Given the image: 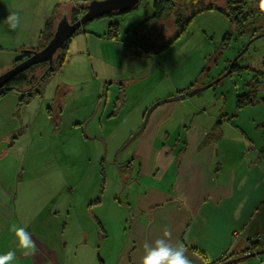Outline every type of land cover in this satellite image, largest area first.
<instances>
[{
	"label": "rangeland",
	"instance_id": "rangeland-1",
	"mask_svg": "<svg viewBox=\"0 0 264 264\" xmlns=\"http://www.w3.org/2000/svg\"><path fill=\"white\" fill-rule=\"evenodd\" d=\"M175 5L187 9L190 3L177 0ZM152 11V0H139L128 12L86 23L80 29L86 32L88 44L94 43L91 63L80 43L73 51H82L86 60L79 54L68 55L67 63L43 86L41 97L32 95L20 103L19 94L0 98V116L5 122L0 128V255L15 253L7 264L30 262L18 256L26 249L18 245L16 228L25 230L33 248L53 249L63 264H116L128 233L125 205L132 198L126 191L129 183L123 190L118 166L129 159L126 143L141 129L145 109L169 93L176 89L190 92L221 79L191 97V102L215 115L220 110L232 111L236 97L258 81L257 110L264 109V36L245 49L248 35L235 31L222 14L204 11L193 16L163 52L144 58L128 56L125 43L130 41V31ZM111 23L118 24L119 43L106 47L96 37L106 35ZM162 24L163 38L169 42L175 36L172 20ZM78 38L83 37L72 40ZM119 48L126 54L124 59L118 56ZM102 50L105 55L100 54ZM8 55L0 52V63ZM106 58L114 61L113 67L102 62ZM233 61L236 66L231 71ZM86 62L96 74L105 69L123 79L106 84L104 113L111 118L101 124L105 100L102 93L95 98L97 81ZM120 94L125 95V102L114 108ZM98 99L101 107L94 110ZM59 102L64 112L56 121L46 110ZM82 117H87L86 123ZM130 131L133 134L127 138ZM130 175L134 179L136 171Z\"/></svg>",
	"mask_w": 264,
	"mask_h": 264
},
{
	"label": "crops",
	"instance_id": "crops-1",
	"mask_svg": "<svg viewBox=\"0 0 264 264\" xmlns=\"http://www.w3.org/2000/svg\"><path fill=\"white\" fill-rule=\"evenodd\" d=\"M74 8L73 4L60 0H0V52H9L7 59L0 63V70L12 68L25 50H39L40 34L45 26L51 23L55 31L64 17L68 20ZM77 35L83 38L72 40ZM85 35L80 29L71 37L67 60L68 55L79 54L83 60L89 56L91 63L90 50L94 43L89 45ZM96 41L103 42L106 47L119 43L118 39L111 40L104 34L96 37ZM130 42L125 43V47ZM80 43L85 46L86 56H82L79 49L73 51V46ZM100 54L105 55V52L102 50ZM118 56L126 57L122 48ZM102 62L110 67L114 65L111 58ZM86 69L97 81L95 98L101 93L104 96L101 124L104 119L111 118L104 113L108 104L106 84L119 83L123 79L119 73H109L105 69L96 74L88 62ZM116 69L121 70L117 66ZM43 86L31 92L10 91L4 96L19 94L20 103L32 95L41 97ZM186 91L188 89H176L161 100ZM125 99V95L120 94L114 101V108ZM101 104L102 100L98 99L94 110ZM259 104L241 109L235 104L232 111L220 110L213 115L204 105L195 104L191 97H186L150 109L144 129L126 143L130 149L129 159L118 166L122 171L123 190L129 183L126 191L132 198L125 205L129 212L128 233L116 264H143L146 249L154 247L157 240L174 250L182 248L189 264H216L228 255L243 254L249 242H264V109L257 110ZM63 105L59 102L55 108L48 107L47 116L60 120ZM81 120L86 123L88 119L82 117ZM219 120V131H214ZM4 124L0 116V128ZM132 134L130 131L127 138ZM178 137L185 141L179 152ZM133 170L136 171L134 179L130 175ZM261 243H256L253 252L264 249ZM38 246L22 250L18 255L21 260L30 262L15 264H63L53 249ZM235 264H264V253Z\"/></svg>",
	"mask_w": 264,
	"mask_h": 264
},
{
	"label": "trees",
	"instance_id": "trees-1",
	"mask_svg": "<svg viewBox=\"0 0 264 264\" xmlns=\"http://www.w3.org/2000/svg\"><path fill=\"white\" fill-rule=\"evenodd\" d=\"M92 1L93 0L79 2L75 6L76 8L71 11V14L68 18L69 23H74L76 20H78L79 17L85 13L87 6ZM176 1L177 0H152V15L142 20L130 31L131 42L126 46L128 56L144 58L163 52L172 43V41L177 39L184 31L190 19L196 14L204 11L214 10L222 14L228 20L230 26L235 29V31L239 32L240 34L248 35L250 39L258 34L264 33V11H262L259 7L260 0H221V5L216 3L217 0H180L190 3L187 9L176 7ZM130 10L112 12L106 14L105 16L123 14ZM168 20H172L175 36L171 41L165 42L164 38L160 35V25ZM79 32L80 29L77 30L72 37H74ZM53 33L54 31L52 24L48 23L40 34V49H42L50 41ZM106 35L109 39L116 40L118 37V24H109ZM69 41L70 39L66 41L65 44L54 54L51 63V71L44 75L45 70L48 68V63H41L30 67L28 70L16 75L8 84H6L5 88L0 93V97L4 96L10 91L24 93L41 88L47 79L66 63L67 46ZM27 57L28 53L27 50H25L20 59L17 60L16 64L23 61ZM235 66V63H233L230 70L233 71ZM260 84L261 83L257 81L254 85L248 87V91L245 94L236 97L235 104L237 109L260 103V101L255 96L257 90L261 87ZM261 103L264 105V98L261 99ZM47 111L50 113V108H47ZM220 123L221 120L216 123L214 131H219ZM177 141L179 152L184 148L185 141L180 137H178ZM120 172L122 173V171ZM256 243L260 244L261 242ZM256 243H251L250 247L247 248L243 254L228 255L219 260L218 263L241 257L248 252L252 253L254 249H256ZM261 244L264 246V242Z\"/></svg>",
	"mask_w": 264,
	"mask_h": 264
},
{
	"label": "water",
	"instance_id": "water-1",
	"mask_svg": "<svg viewBox=\"0 0 264 264\" xmlns=\"http://www.w3.org/2000/svg\"><path fill=\"white\" fill-rule=\"evenodd\" d=\"M138 2L139 0H93L87 6L85 13L82 14L79 17V19L76 20L74 23H69V21L64 17L57 24L56 29L50 41L42 49L37 50V51L27 50V53H28L27 58H25L23 61L19 62L18 64H16L15 66H13L12 68H10L9 70L5 71L4 73L0 75V93L3 91L6 84H8L16 75L28 70L32 66H35L41 63H48V68L45 70L44 75L48 73L49 71H51V63H52V59L56 51L60 49L65 44L66 41L71 39L73 34L86 23L91 22L97 18L103 17L106 14H109L112 12L130 10L134 8L138 4ZM162 29H163V24L160 25V31H162ZM263 36H264V33L256 35L255 37L250 39L245 49L252 41H254L257 38L263 37ZM220 80L221 79H217L216 81L202 88L195 89L190 92L186 91V92L181 93L179 96H175L173 98L158 102L153 107H156L166 102H173V101H178L180 99L183 100L186 97H192L193 95L208 89L209 87L219 82ZM153 107H151L150 109H152ZM150 109L145 113L144 121H143V125L141 129L131 138V140L134 139V137H136V135H138L144 129L149 113H150ZM262 253H264V249L257 251V252H252L250 254H244L241 257L233 258V259H230L225 262L218 263V264H234L241 260H244V259H247L253 256H257Z\"/></svg>",
	"mask_w": 264,
	"mask_h": 264
},
{
	"label": "clouds",
	"instance_id": "clouds-1",
	"mask_svg": "<svg viewBox=\"0 0 264 264\" xmlns=\"http://www.w3.org/2000/svg\"><path fill=\"white\" fill-rule=\"evenodd\" d=\"M259 7L264 11V0H260ZM16 235L19 238L18 245L22 249H33L32 241L29 235L23 228L15 229ZM15 253L13 251L5 252L0 255V264H7V262L14 260ZM143 264H189L187 258L181 249H172L162 240L155 241V246L146 249V254L143 258Z\"/></svg>",
	"mask_w": 264,
	"mask_h": 264
},
{
	"label": "built area",
	"instance_id": "built-area-1",
	"mask_svg": "<svg viewBox=\"0 0 264 264\" xmlns=\"http://www.w3.org/2000/svg\"><path fill=\"white\" fill-rule=\"evenodd\" d=\"M60 1H63V2H68V3H71L73 4L74 6H76L79 2H84V1H91V0H60ZM259 241H261V239L259 238ZM262 242V241H261ZM251 245V242H249V246L248 248L250 247ZM245 254H250L249 252L248 253H245Z\"/></svg>",
	"mask_w": 264,
	"mask_h": 264
},
{
	"label": "flooded vegetation",
	"instance_id": "flooded-vegetation-1",
	"mask_svg": "<svg viewBox=\"0 0 264 264\" xmlns=\"http://www.w3.org/2000/svg\"><path fill=\"white\" fill-rule=\"evenodd\" d=\"M160 35L163 37V35H162V31H160Z\"/></svg>",
	"mask_w": 264,
	"mask_h": 264
}]
</instances>
